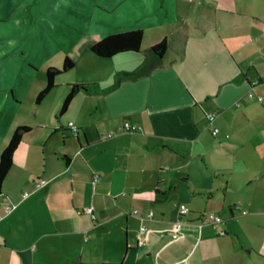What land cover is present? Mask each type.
<instances>
[{
  "label": "crops",
  "instance_id": "obj_1",
  "mask_svg": "<svg viewBox=\"0 0 264 264\" xmlns=\"http://www.w3.org/2000/svg\"><path fill=\"white\" fill-rule=\"evenodd\" d=\"M136 30L138 53L89 51ZM163 39L158 68L105 92ZM263 77L264 0H0V154L30 128L2 182L0 264H264V103L247 96ZM71 85L86 91L59 114ZM207 213L223 225L199 229Z\"/></svg>",
  "mask_w": 264,
  "mask_h": 264
},
{
  "label": "trees",
  "instance_id": "obj_2",
  "mask_svg": "<svg viewBox=\"0 0 264 264\" xmlns=\"http://www.w3.org/2000/svg\"><path fill=\"white\" fill-rule=\"evenodd\" d=\"M142 31H129L124 33L109 35L100 41L90 45L89 51L100 59H110L116 55L123 53H138L140 51L142 42ZM168 48L166 39H163L159 43L149 47L143 57L142 63L131 72H120L115 76V81L112 86L107 88L105 92L111 91L117 88L121 82L126 80H136L140 77L148 75L152 70L160 66V62L164 57ZM74 62L65 58L62 67L60 69L49 68L45 72V86L37 94L35 102L40 103L45 96L55 87L54 80L57 76L66 73L73 69ZM80 91H86L85 85H71L68 94L66 95L59 114H63L68 108L72 99ZM30 131L27 126L17 127L3 151L0 154V194L2 189V182L8 174L14 154L17 148L22 144V137L24 134Z\"/></svg>",
  "mask_w": 264,
  "mask_h": 264
},
{
  "label": "built area",
  "instance_id": "obj_3",
  "mask_svg": "<svg viewBox=\"0 0 264 264\" xmlns=\"http://www.w3.org/2000/svg\"><path fill=\"white\" fill-rule=\"evenodd\" d=\"M259 83H264V77L261 78V81L259 82H255L252 84V87H251V90H250V93H248V98L249 99H253L255 100L256 102L262 104L264 103V97L262 96H255L253 94V88L255 86H257ZM215 113H209V112H206L204 113V119L207 123V125L209 126V131H210V134L212 137H216L219 133V129L217 127H215L214 125V122H215ZM68 130L70 132V134L74 137H77L78 135V132H79V129L73 125V124H68ZM139 130L137 127L131 125L128 121H124L121 125V127H119L117 129V132L119 133H132V132H135ZM116 135V132H109L107 134H103L102 135V139H109V138H112L113 136ZM226 138H228V136H226ZM96 179H94L95 181ZM47 181L45 180H40L38 181L35 185H34V189L37 190L39 188H43L47 185ZM27 194H24L23 197H26ZM13 207H7L6 208V211L9 212ZM82 213L88 217H90L92 220L94 219V215H93V208L88 206V207H85L82 209ZM138 213L137 210L133 211V214L136 215ZM189 213V210L188 208L186 207V205L184 204H180L178 207H177V210H176V216H177V220H176V223L175 225H179L180 224V218L181 217H184L186 216L187 214ZM242 214H245V212H243ZM204 225H210L213 229H217L219 226L223 225V220L219 217H216L215 215L209 213V214H204L202 215L200 221H199V224H198V228L200 229L201 227H203ZM144 228L141 227L140 228V233H143L144 232ZM218 234L219 235H222L224 234V232L222 231H218Z\"/></svg>",
  "mask_w": 264,
  "mask_h": 264
},
{
  "label": "rangeland",
  "instance_id": "obj_4",
  "mask_svg": "<svg viewBox=\"0 0 264 264\" xmlns=\"http://www.w3.org/2000/svg\"><path fill=\"white\" fill-rule=\"evenodd\" d=\"M146 50H147V48H145ZM144 49V50H145ZM147 52V51H146ZM13 71V73L16 71L15 69L14 70H12ZM37 77H39V78H36L34 81V83L32 84V87L31 88H29L28 90L26 89V90H24V92L26 93V96H28V97H30V95L32 94V89H35L37 86H40V84H41V82H42V79H43V75H39V76H37ZM40 79V80H39ZM26 99V98H25ZM2 104V102H0V105ZM207 214H209V213H207Z\"/></svg>",
  "mask_w": 264,
  "mask_h": 264
}]
</instances>
